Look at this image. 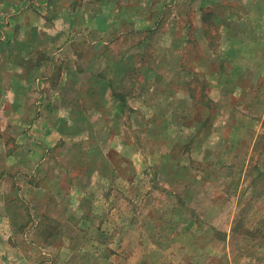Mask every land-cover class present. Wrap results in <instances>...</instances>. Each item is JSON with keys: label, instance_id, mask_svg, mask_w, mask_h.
I'll list each match as a JSON object with an SVG mask.
<instances>
[{"label": "rangeland", "instance_id": "obj_1", "mask_svg": "<svg viewBox=\"0 0 264 264\" xmlns=\"http://www.w3.org/2000/svg\"><path fill=\"white\" fill-rule=\"evenodd\" d=\"M148 2L151 24L125 21L104 45L62 50L41 68L47 77L39 63L27 75L0 64V233L10 231L0 234V264H264V89L252 96L264 68L210 79L238 52L261 59L263 45L242 42L264 0ZM236 85L242 96L231 94ZM96 104L106 116L89 111ZM53 107L72 118L63 129L25 126ZM75 110L98 118L90 148L75 135L86 129ZM133 152L139 170L121 176Z\"/></svg>", "mask_w": 264, "mask_h": 264}, {"label": "crops", "instance_id": "obj_2", "mask_svg": "<svg viewBox=\"0 0 264 264\" xmlns=\"http://www.w3.org/2000/svg\"><path fill=\"white\" fill-rule=\"evenodd\" d=\"M148 1L151 0H3L5 6L3 11H0V18H2V14L5 18H3V22L0 21V32H2L0 35L5 36L6 40L4 41L0 37V48L4 46V48L8 49V51L4 52L5 56L3 54L0 55V64L8 63L10 65L21 66L22 69H15V71H20L22 74H26L28 70L39 63L41 70L40 75H42V77H47L49 75V70H42L41 68L54 63V61L61 62L58 58L61 56L62 50L65 52V50L75 49L79 46L85 47L86 42L88 43V48H92L93 43L104 45L107 40L117 37L119 34H122V32H126L125 21H128V27L131 25V28L133 29L137 27V25L146 26L148 23L151 24V16H149L150 13L148 12L147 15L142 14L140 6V4L143 5V7H146V4L150 6ZM129 4L131 5L129 6V10H123L124 7H128ZM194 14V31L200 32L199 25L202 26L201 15L198 10H195ZM253 15V10H251L250 16ZM263 17L264 9L262 8L261 18L263 21L259 17L260 19L256 20V23H253V21L248 23L249 29L244 30L247 33V37L242 42L243 49L256 48L263 45L261 47V51L263 52L261 59L256 60L254 58L255 56L252 54L248 58L244 57L241 59V52H238L237 56L223 61V66L225 65L226 72L220 71L221 74L211 77L210 79L213 84L219 79V77L229 80L234 77L242 67L253 65V67H251L254 68L259 65L258 70L264 68L262 67L264 64V43L260 42L258 36L252 35V33L257 35L260 33L264 34ZM75 36L80 37L83 41L78 42L75 40ZM173 40L174 39H172L169 44L167 43L165 48H163L167 49L171 46H175V40ZM182 44L183 41H181V45ZM39 52L44 54L41 57H38L37 54ZM86 56L90 59L94 55L89 54ZM70 58L71 57L69 56L63 58L62 60L64 63H73V60ZM11 68L14 69L13 66ZM64 78V75L60 77L61 80H65ZM236 86L237 88L233 89L231 94L242 96L244 93L241 94L240 86ZM259 87L260 86L258 85L256 89H253L254 93L252 96L262 94L261 91L264 89V86L261 88ZM51 91L52 93H56V90ZM64 91L66 92V89L61 90V92ZM51 95L54 97L53 94ZM115 101L112 113L114 115L115 113L122 111L124 108V106H122L123 104H121L117 99ZM242 102L243 101L240 103ZM73 103L75 106L77 105L75 104V101ZM74 105H70L71 108L74 109ZM106 106L107 104H105L104 107L96 104L89 111L94 112V115H98L99 117L101 114H99V110L101 108L105 109ZM237 107L241 109L242 105H238ZM49 111V109L43 108V113L39 114L36 118L37 121L33 118V120H30V124L26 123L25 126L34 128L40 126L44 122H47L46 125L50 127L48 123L55 122L54 128L61 130L66 124H68V121H71L72 119L70 116H63L64 118L60 116H58V118L54 117V107L51 110L52 112ZM44 112L46 113L44 114ZM92 112L88 115V117L83 114V117L82 114L81 116H78V112L76 110L74 111V120L76 121L75 127L77 128L79 122L81 121L83 123L82 127L86 128L81 133H75V135H79L80 141L83 136L82 142L86 145V148H90L95 142L92 134L89 133V129L92 130L93 126L96 127L97 123H95L94 120H98V118L92 119ZM105 112L106 109L102 112L103 116H106L104 114ZM57 122L59 123L57 124ZM45 138L46 137L43 135L36 137L33 141L36 144H41L44 142ZM119 139L120 138L118 137L116 143L117 146L119 144V147L122 150L127 148L125 147L126 145H123L119 141ZM25 140V138H22L21 144L25 143ZM75 140H77V138H75ZM15 143H17V150L22 149L23 146L19 147L20 139L15 140ZM131 147L132 150H134L132 145ZM118 152L120 155L125 156L122 151L118 150ZM133 156L134 152L130 157L131 160L127 161L126 159V163L121 162L119 166H117L118 174L121 176H127L139 170V168L135 167L134 163H132V165L130 164V161L138 160V157L134 158ZM80 157L87 159V156ZM101 157H105V155L102 154ZM6 158L12 157L7 156ZM126 164H128V166H125ZM121 190H123V187H121ZM3 221L7 224V221L9 222L10 220L9 218H6L3 219ZM7 225H11L10 222ZM4 231L6 236L10 233V231ZM3 232L0 234H3Z\"/></svg>", "mask_w": 264, "mask_h": 264}, {"label": "trees", "instance_id": "obj_3", "mask_svg": "<svg viewBox=\"0 0 264 264\" xmlns=\"http://www.w3.org/2000/svg\"><path fill=\"white\" fill-rule=\"evenodd\" d=\"M115 96V95H113ZM121 104H123L122 100L120 99V97L116 98Z\"/></svg>", "mask_w": 264, "mask_h": 264}]
</instances>
